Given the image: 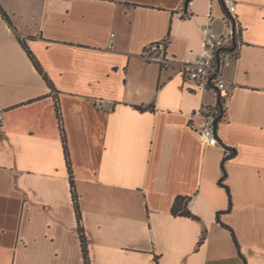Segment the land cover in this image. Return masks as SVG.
I'll list each match as a JSON object with an SVG mask.
<instances>
[{"label":"crops","instance_id":"crops-1","mask_svg":"<svg viewBox=\"0 0 264 264\" xmlns=\"http://www.w3.org/2000/svg\"><path fill=\"white\" fill-rule=\"evenodd\" d=\"M233 1L238 59L204 143L215 96L181 65L205 23L225 32L221 0H0V264H84L54 98L89 264H264V0Z\"/></svg>","mask_w":264,"mask_h":264},{"label":"built area","instance_id":"built-area-1","mask_svg":"<svg viewBox=\"0 0 264 264\" xmlns=\"http://www.w3.org/2000/svg\"><path fill=\"white\" fill-rule=\"evenodd\" d=\"M192 0L184 2L183 7H188ZM225 13L223 22L226 27L222 34L215 33L208 23L202 26V43L198 55L193 62H184L181 65L183 75L195 82L202 90H211L215 96L213 105L204 108L201 112L203 124L198 131L199 137L204 143H217L216 124L218 118L225 111L229 98L228 80L223 70L236 62L240 44L236 40L240 32V26L234 14L235 3L233 0H223ZM210 20V16H207ZM114 33L110 34V39ZM151 59H159L152 57ZM2 115L0 114V126Z\"/></svg>","mask_w":264,"mask_h":264},{"label":"trees","instance_id":"trees-1","mask_svg":"<svg viewBox=\"0 0 264 264\" xmlns=\"http://www.w3.org/2000/svg\"><path fill=\"white\" fill-rule=\"evenodd\" d=\"M187 0H184V2H186ZM222 6H224L223 4V0H221ZM184 13L187 15V12L184 11ZM0 14L1 16L8 22V24L10 26H12L11 24V20L9 19L8 15L6 14V12L3 10V8L0 5ZM22 46L24 47V49L26 50L29 58L31 59V61L33 62L34 66L36 67V69L38 70V72L43 74V77L45 78V80L49 83L46 75L42 72V69L38 63V61L36 60V58L34 57V55L32 54V52L28 49L27 45L25 44V42L21 41ZM54 109H55V115H56V119L58 122V127L60 130V136H61V141H62V145H63V150H64V157H65V162H66V167L68 169V173H69V181H70V185H71V191H72V199L74 202V210H75V215H76V220H77V233L80 239V245H81V250H82V255H83V259H84V264H89V260H88V252H87V240H86V236L84 234L83 231V227L81 225V216H80V211H79V207L77 204V200H76V195L74 193V189H73V179H72V173H71V164H70V160H69V154H68V148H67V142H66V135H65V130H64V125H63V120H62V115H61V109L60 106L58 104L57 98H54ZM225 111L222 112V115L218 118L221 119V117L224 115ZM217 137V136H216ZM217 142H219L217 140ZM221 143V142H220ZM225 148V146H224ZM227 149V148H226ZM231 150H227V154L224 155V157L221 160L220 163V169H221V176L218 180V185L222 186L228 195V208L227 210H229L231 208L232 205V201H231V194L229 192V188L226 184H224V180L226 178V170L224 168V162L231 156H233L235 154V149L234 148H230ZM189 197H184V196H178L176 197V199L173 202V205L171 207V213L173 215H179V216H188V217H194L196 218V216L194 214H192L188 208H187V202L189 201ZM219 215L220 212L217 213L216 215V220L218 222H220L219 219ZM222 224V222H220ZM223 226L227 227L229 230L230 228L227 225L222 224ZM203 236L200 238L199 243L202 241ZM233 241L235 242V238L233 236ZM243 264H245V261H243Z\"/></svg>","mask_w":264,"mask_h":264},{"label":"rangeland","instance_id":"rangeland-1","mask_svg":"<svg viewBox=\"0 0 264 264\" xmlns=\"http://www.w3.org/2000/svg\"><path fill=\"white\" fill-rule=\"evenodd\" d=\"M224 24V23H223Z\"/></svg>","mask_w":264,"mask_h":264}]
</instances>
